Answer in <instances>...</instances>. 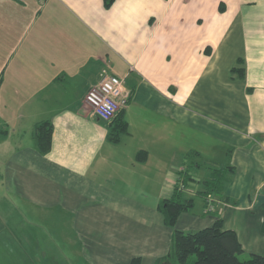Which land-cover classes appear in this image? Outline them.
Wrapping results in <instances>:
<instances>
[{"label": "crops", "instance_id": "crops-1", "mask_svg": "<svg viewBox=\"0 0 264 264\" xmlns=\"http://www.w3.org/2000/svg\"><path fill=\"white\" fill-rule=\"evenodd\" d=\"M103 73L128 91L116 142L85 102ZM0 129V264H155L217 218L264 255V0H0ZM176 182L202 209L171 227Z\"/></svg>", "mask_w": 264, "mask_h": 264}, {"label": "trees", "instance_id": "trees-1", "mask_svg": "<svg viewBox=\"0 0 264 264\" xmlns=\"http://www.w3.org/2000/svg\"><path fill=\"white\" fill-rule=\"evenodd\" d=\"M102 1L106 8L114 2V0ZM238 71L241 76L244 74L242 69ZM122 111L121 108L113 118L116 121L108 133V139L111 141H118L120 134L126 131L127 123L122 117ZM34 127L35 144L40 152L46 153L51 147L52 123L49 120L39 121ZM6 132L0 129V136ZM231 170L230 166L215 167L202 181L203 188L197 195L203 198L206 211L207 197L220 195L227 180V174ZM189 180L190 176L182 181L187 183ZM180 186V182H176L172 196L162 199L158 206L167 226L174 227L179 216L189 211L194 205V197L185 196ZM242 251L236 233L225 229L222 220L217 218L210 226L198 230L174 229L171 251L155 264H189L191 256H193L191 264H264V255L252 253L247 258H241ZM129 264H143V262L139 257H134Z\"/></svg>", "mask_w": 264, "mask_h": 264}, {"label": "built area", "instance_id": "built-area-1", "mask_svg": "<svg viewBox=\"0 0 264 264\" xmlns=\"http://www.w3.org/2000/svg\"><path fill=\"white\" fill-rule=\"evenodd\" d=\"M128 101V91L123 88V79L108 73H103L96 85L89 88L85 102L90 106L91 113L98 119L109 122ZM183 190L184 185L180 186ZM210 202V197H207ZM212 210L208 205L207 211Z\"/></svg>", "mask_w": 264, "mask_h": 264}, {"label": "rangeland", "instance_id": "rangeland-1", "mask_svg": "<svg viewBox=\"0 0 264 264\" xmlns=\"http://www.w3.org/2000/svg\"><path fill=\"white\" fill-rule=\"evenodd\" d=\"M88 105V104H87ZM89 106V105H88ZM89 109H90V106H89ZM91 110V109H90ZM34 120V119H33ZM33 120H31L30 122H28V123H26V124H24L23 125V127H25L24 128V130L26 131V136H25V139L26 140H28V139H30L28 136H29V134L33 131V132H35V127H33V128H31L30 129V127L28 126ZM32 130V131H31ZM194 187V186H193ZM197 209H199V210H201L202 209V206H201V201H200V198L199 197H195V201H194V205H193V207L191 208V210L192 211H194V210H197ZM46 226V228L47 229H49L50 230V226L48 225H45ZM61 227V226H60ZM241 258H247V257H241ZM193 260V256H191L190 257V261H189V264H191V261Z\"/></svg>", "mask_w": 264, "mask_h": 264}]
</instances>
